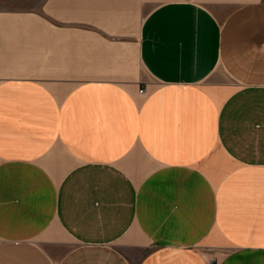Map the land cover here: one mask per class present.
<instances>
[{
	"label": "crops",
	"instance_id": "obj_1",
	"mask_svg": "<svg viewBox=\"0 0 264 264\" xmlns=\"http://www.w3.org/2000/svg\"><path fill=\"white\" fill-rule=\"evenodd\" d=\"M0 264H264V0L0 10Z\"/></svg>",
	"mask_w": 264,
	"mask_h": 264
},
{
	"label": "rangeland",
	"instance_id": "obj_2",
	"mask_svg": "<svg viewBox=\"0 0 264 264\" xmlns=\"http://www.w3.org/2000/svg\"><path fill=\"white\" fill-rule=\"evenodd\" d=\"M44 0H0V10L40 9Z\"/></svg>",
	"mask_w": 264,
	"mask_h": 264
},
{
	"label": "built area",
	"instance_id": "obj_3",
	"mask_svg": "<svg viewBox=\"0 0 264 264\" xmlns=\"http://www.w3.org/2000/svg\"><path fill=\"white\" fill-rule=\"evenodd\" d=\"M140 92H141V93H144V92H145V90H144V89H141V90H140Z\"/></svg>",
	"mask_w": 264,
	"mask_h": 264
}]
</instances>
